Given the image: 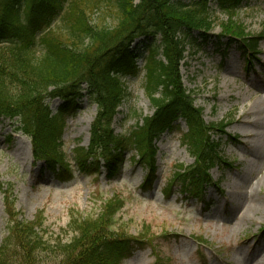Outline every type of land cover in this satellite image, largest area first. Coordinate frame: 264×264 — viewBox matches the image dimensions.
<instances>
[{
  "label": "trees",
  "instance_id": "obj_1",
  "mask_svg": "<svg viewBox=\"0 0 264 264\" xmlns=\"http://www.w3.org/2000/svg\"><path fill=\"white\" fill-rule=\"evenodd\" d=\"M212 1L226 15L225 21L215 15ZM241 2L0 0V117L17 121L18 130L32 139L35 159L46 161L63 175L72 173L73 160L86 174H99L103 160L109 175H115L122 153L137 151L138 161L150 166L145 178L151 181L158 149L155 141L183 117L190 129L184 144L195 163L177 165L169 188L174 183L182 194L200 198L211 182L212 167L228 164L212 135L223 131L229 119L206 123L195 93L183 81L181 65L185 53L198 47L194 32L207 41L216 24L221 26L220 38L239 40L243 47L255 50L261 39L246 32L239 21ZM140 37L147 39L144 88L155 111L140 116L142 123L128 133L119 134L114 119L131 96L127 76L139 71L134 62L140 53L132 44ZM84 95L97 105L98 112L89 147L77 146L70 156L62 140L65 116L78 108ZM51 96L64 100L57 114L46 101ZM0 191L6 193L9 214L0 264H122L135 244L155 238L147 235L148 230L139 238L119 234L116 223L124 198L118 193L103 202L99 213L74 216L73 234L63 241L46 238L42 219L20 217L13 189H5L1 177ZM158 256L160 264H169Z\"/></svg>",
  "mask_w": 264,
  "mask_h": 264
},
{
  "label": "rangeland",
  "instance_id": "obj_2",
  "mask_svg": "<svg viewBox=\"0 0 264 264\" xmlns=\"http://www.w3.org/2000/svg\"><path fill=\"white\" fill-rule=\"evenodd\" d=\"M212 7L222 21L227 19L215 1ZM238 14L246 32L264 36V0H244ZM99 17L95 15L97 20ZM220 31L221 26L216 24L213 39ZM145 45L143 40L133 45L141 55L137 60L141 71L128 76L131 96L116 118L118 133H128L142 123L140 116L152 115L155 110L144 88ZM186 55L182 67L184 83L195 93L196 106L203 108L204 120L216 123L230 119L226 133L239 142H227L226 135H216L223 139V153L235 162L234 168L211 170L221 189L209 188L205 201L183 198L176 191L169 198L163 195L162 189L175 166L194 162L181 140L187 131L183 119L175 121L178 127L169 129L158 142L159 177L147 192L141 188L147 172L145 163L136 162L132 152L123 154L114 177H107L104 169L96 176L74 167L73 174L63 178L34 161L31 139L17 131L15 123L0 120L1 179L7 187L14 186L15 207L23 218L42 219L46 238L67 241L73 234L70 222L74 216L99 213L103 202L118 193L124 198L116 223L119 234L139 238L141 232L148 230L147 235L156 237L155 251L169 264H264V94L259 91L264 85V37L256 51L247 56L237 46L226 48L221 42L202 44L199 51L191 48ZM61 103L59 99L51 101L54 112ZM80 104L81 108L70 115L63 137L70 153L77 145L88 147L91 124L97 115V106L86 98ZM247 112L258 121L256 125L243 124ZM4 197L0 192V245L7 234ZM251 206L256 207L255 220H242L241 214ZM197 236L208 243L203 251L198 248ZM260 236L261 244L252 248ZM126 254L122 264L156 263L150 246H136Z\"/></svg>",
  "mask_w": 264,
  "mask_h": 264
},
{
  "label": "bare ground",
  "instance_id": "obj_3",
  "mask_svg": "<svg viewBox=\"0 0 264 264\" xmlns=\"http://www.w3.org/2000/svg\"><path fill=\"white\" fill-rule=\"evenodd\" d=\"M259 91L264 94V85L261 88H259ZM244 113H246V112H244ZM243 118H244L243 119V124H246V125H256L257 122H258L256 119L250 117L249 112H247V115H244ZM238 121L241 122V118ZM247 135L248 136H251L252 134L251 133H248ZM246 209H247V212L246 211H243V213L241 214V217L240 218L242 220H247V221L253 222L255 220V219L253 220V214L255 213L256 207L255 206H251V207H248ZM249 210H250V214L248 213ZM259 218H262V216H260ZM260 244H261V236H260L259 239L255 240V242L252 244V248L255 249Z\"/></svg>",
  "mask_w": 264,
  "mask_h": 264
}]
</instances>
